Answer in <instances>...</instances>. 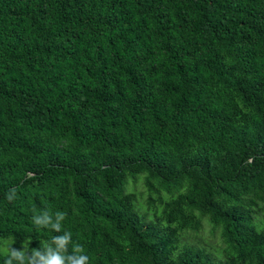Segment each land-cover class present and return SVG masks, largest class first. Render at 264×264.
<instances>
[{"label": "trees", "instance_id": "trees-1", "mask_svg": "<svg viewBox=\"0 0 264 264\" xmlns=\"http://www.w3.org/2000/svg\"><path fill=\"white\" fill-rule=\"evenodd\" d=\"M43 211L89 264H264V0H0V239Z\"/></svg>", "mask_w": 264, "mask_h": 264}, {"label": "clouds", "instance_id": "clouds-1", "mask_svg": "<svg viewBox=\"0 0 264 264\" xmlns=\"http://www.w3.org/2000/svg\"><path fill=\"white\" fill-rule=\"evenodd\" d=\"M7 199L14 198V190L6 194ZM35 212V210H33ZM66 213L57 211L54 216L48 211H43L32 216V223L38 228H49L55 232H61L62 222L66 218ZM64 235L54 236L50 242H45L42 246L44 251L39 248L31 249L28 254V247L24 245L23 250L11 248L9 245L4 249L7 256L5 264H89V256L85 254L84 248L80 244L72 243V234L63 231ZM72 243V251L68 252V246Z\"/></svg>", "mask_w": 264, "mask_h": 264}, {"label": "rangeland", "instance_id": "rangeland-1", "mask_svg": "<svg viewBox=\"0 0 264 264\" xmlns=\"http://www.w3.org/2000/svg\"><path fill=\"white\" fill-rule=\"evenodd\" d=\"M126 190L128 192H134L136 196V211L138 210L137 212H139L141 215H144L147 222H155L156 219L153 216V210L156 209L160 211L161 208L157 201L152 207L149 206V193L143 184V177H139L136 183H130ZM160 194L163 199L169 197V194L165 191H162ZM152 196V198H155V195ZM207 221L208 220L202 223V228L197 232H182L179 235L176 247L177 250H182L186 247L203 250L210 256V258L217 262L223 260V243L221 240L220 231L218 229H214ZM0 242V252L4 253V249L8 245L11 246V241L9 238H4L0 239ZM3 242H8V244ZM28 253L30 254L29 251Z\"/></svg>", "mask_w": 264, "mask_h": 264}]
</instances>
